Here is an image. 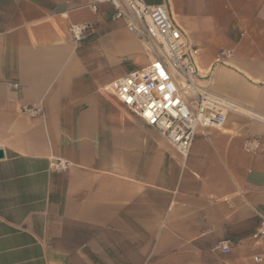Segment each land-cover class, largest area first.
Returning <instances> with one entry per match:
<instances>
[{
    "label": "crops",
    "instance_id": "obj_1",
    "mask_svg": "<svg viewBox=\"0 0 264 264\" xmlns=\"http://www.w3.org/2000/svg\"><path fill=\"white\" fill-rule=\"evenodd\" d=\"M170 1L229 106L185 156L104 90L154 57L142 31L103 2L0 0V264H264V0Z\"/></svg>",
    "mask_w": 264,
    "mask_h": 264
},
{
    "label": "built area",
    "instance_id": "obj_2",
    "mask_svg": "<svg viewBox=\"0 0 264 264\" xmlns=\"http://www.w3.org/2000/svg\"><path fill=\"white\" fill-rule=\"evenodd\" d=\"M107 3L114 16L124 18L137 34L141 31L156 44L154 57L144 67L133 69L104 86L116 100L147 125L160 132L185 156L200 128H220L229 106L222 99L203 91L195 64L197 48L189 45L179 25L164 3L146 0H93L91 7ZM136 21L140 22L141 28ZM89 24H72L70 33L79 40ZM25 111H37L26 106ZM55 168L64 164L57 162ZM264 239V218L253 234ZM226 252L222 241L214 246Z\"/></svg>",
    "mask_w": 264,
    "mask_h": 264
},
{
    "label": "rangeland",
    "instance_id": "obj_3",
    "mask_svg": "<svg viewBox=\"0 0 264 264\" xmlns=\"http://www.w3.org/2000/svg\"><path fill=\"white\" fill-rule=\"evenodd\" d=\"M147 2H149V3H151V1H152V3H155V2H153V0H146ZM171 4H172V2L170 1V0H168ZM173 12V11H172ZM175 12H173V14H174ZM150 42L149 43H151L152 44V46H153V48L155 49V50H157V47H156V44H154V42L152 41V40H149ZM198 83H199V80H198Z\"/></svg>",
    "mask_w": 264,
    "mask_h": 264
},
{
    "label": "water",
    "instance_id": "obj_4",
    "mask_svg": "<svg viewBox=\"0 0 264 264\" xmlns=\"http://www.w3.org/2000/svg\"><path fill=\"white\" fill-rule=\"evenodd\" d=\"M3 156V151L0 149V157Z\"/></svg>",
    "mask_w": 264,
    "mask_h": 264
}]
</instances>
